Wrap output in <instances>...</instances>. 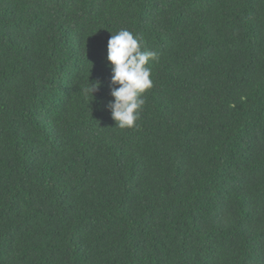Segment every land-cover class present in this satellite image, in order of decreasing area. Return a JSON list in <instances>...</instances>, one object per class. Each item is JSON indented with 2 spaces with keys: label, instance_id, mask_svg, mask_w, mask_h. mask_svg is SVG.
Listing matches in <instances>:
<instances>
[{
  "label": "trees",
  "instance_id": "trees-1",
  "mask_svg": "<svg viewBox=\"0 0 264 264\" xmlns=\"http://www.w3.org/2000/svg\"><path fill=\"white\" fill-rule=\"evenodd\" d=\"M121 29L159 54L132 129ZM0 264H264V0H0Z\"/></svg>",
  "mask_w": 264,
  "mask_h": 264
},
{
  "label": "clouds",
  "instance_id": "clouds-1",
  "mask_svg": "<svg viewBox=\"0 0 264 264\" xmlns=\"http://www.w3.org/2000/svg\"><path fill=\"white\" fill-rule=\"evenodd\" d=\"M108 61L112 66L111 96L108 103L116 127L131 129L137 126L146 103L145 94L154 87L150 61H158L159 54L142 50L141 37L128 29L112 34L108 41ZM97 84L86 89L93 96ZM119 87H116V86Z\"/></svg>",
  "mask_w": 264,
  "mask_h": 264
},
{
  "label": "rangeland",
  "instance_id": "rangeland-1",
  "mask_svg": "<svg viewBox=\"0 0 264 264\" xmlns=\"http://www.w3.org/2000/svg\"><path fill=\"white\" fill-rule=\"evenodd\" d=\"M132 129V128H131Z\"/></svg>",
  "mask_w": 264,
  "mask_h": 264
}]
</instances>
